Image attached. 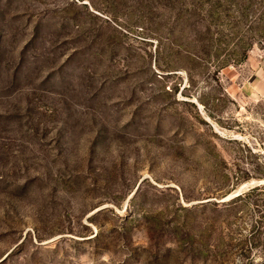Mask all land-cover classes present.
I'll list each match as a JSON object with an SVG mask.
<instances>
[{
  "label": "rangeland",
  "instance_id": "obj_1",
  "mask_svg": "<svg viewBox=\"0 0 264 264\" xmlns=\"http://www.w3.org/2000/svg\"><path fill=\"white\" fill-rule=\"evenodd\" d=\"M262 70L264 0H0V264H264Z\"/></svg>",
  "mask_w": 264,
  "mask_h": 264
},
{
  "label": "crops",
  "instance_id": "obj_2",
  "mask_svg": "<svg viewBox=\"0 0 264 264\" xmlns=\"http://www.w3.org/2000/svg\"><path fill=\"white\" fill-rule=\"evenodd\" d=\"M263 72H259L256 74L257 78H256V84L258 86V88H263L264 89V70H262Z\"/></svg>",
  "mask_w": 264,
  "mask_h": 264
},
{
  "label": "water",
  "instance_id": "obj_3",
  "mask_svg": "<svg viewBox=\"0 0 264 264\" xmlns=\"http://www.w3.org/2000/svg\"><path fill=\"white\" fill-rule=\"evenodd\" d=\"M240 192H236V193H233V194H231L229 197H233V196H235V195H238Z\"/></svg>",
  "mask_w": 264,
  "mask_h": 264
},
{
  "label": "bare ground",
  "instance_id": "obj_4",
  "mask_svg": "<svg viewBox=\"0 0 264 264\" xmlns=\"http://www.w3.org/2000/svg\"><path fill=\"white\" fill-rule=\"evenodd\" d=\"M245 186H247V185H244L240 190H237L236 192L237 193L240 192ZM236 192H234V193H236Z\"/></svg>",
  "mask_w": 264,
  "mask_h": 264
}]
</instances>
